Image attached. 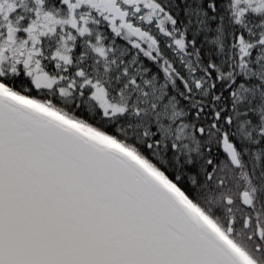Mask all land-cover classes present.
I'll use <instances>...</instances> for the list:
<instances>
[{
  "label": "snow or ice",
  "instance_id": "6c2138e0",
  "mask_svg": "<svg viewBox=\"0 0 264 264\" xmlns=\"http://www.w3.org/2000/svg\"><path fill=\"white\" fill-rule=\"evenodd\" d=\"M0 264H264V0H0Z\"/></svg>",
  "mask_w": 264,
  "mask_h": 264
}]
</instances>
